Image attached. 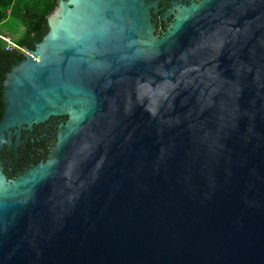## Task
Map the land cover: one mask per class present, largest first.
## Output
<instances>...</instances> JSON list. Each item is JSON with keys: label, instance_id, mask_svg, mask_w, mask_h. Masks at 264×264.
<instances>
[{"label": "water", "instance_id": "obj_1", "mask_svg": "<svg viewBox=\"0 0 264 264\" xmlns=\"http://www.w3.org/2000/svg\"><path fill=\"white\" fill-rule=\"evenodd\" d=\"M6 73L0 264H264V0H58Z\"/></svg>", "mask_w": 264, "mask_h": 264}, {"label": "trees", "instance_id": "obj_2", "mask_svg": "<svg viewBox=\"0 0 264 264\" xmlns=\"http://www.w3.org/2000/svg\"><path fill=\"white\" fill-rule=\"evenodd\" d=\"M57 4L58 0H0V100L6 73L25 57L24 53L16 48H6L7 41L4 37H9L19 46L35 48L36 43L49 29L46 15ZM54 143L55 140L47 138L37 141L36 154L45 160ZM24 145L26 147L23 150L27 153H30V147L35 146L30 142Z\"/></svg>", "mask_w": 264, "mask_h": 264}, {"label": "flooded vegetation", "instance_id": "obj_3", "mask_svg": "<svg viewBox=\"0 0 264 264\" xmlns=\"http://www.w3.org/2000/svg\"><path fill=\"white\" fill-rule=\"evenodd\" d=\"M66 118L67 115L65 117L63 115H51L45 121L35 123L32 128L21 127L18 130L19 137H16L17 132H15V128H12V143H5L0 148V167L6 176L13 179L33 164L43 160V157L36 154L37 141H40L42 138L56 141L58 126ZM26 142L35 144V146L30 147V153L23 150L26 147L24 145ZM41 152H43V149Z\"/></svg>", "mask_w": 264, "mask_h": 264}, {"label": "built area", "instance_id": "obj_4", "mask_svg": "<svg viewBox=\"0 0 264 264\" xmlns=\"http://www.w3.org/2000/svg\"><path fill=\"white\" fill-rule=\"evenodd\" d=\"M5 40L7 41L6 48H16L19 51H22V46L17 45L15 42H13L9 37H4Z\"/></svg>", "mask_w": 264, "mask_h": 264}, {"label": "rangeland", "instance_id": "obj_5", "mask_svg": "<svg viewBox=\"0 0 264 264\" xmlns=\"http://www.w3.org/2000/svg\"><path fill=\"white\" fill-rule=\"evenodd\" d=\"M10 21H8L7 23L9 24Z\"/></svg>", "mask_w": 264, "mask_h": 264}]
</instances>
